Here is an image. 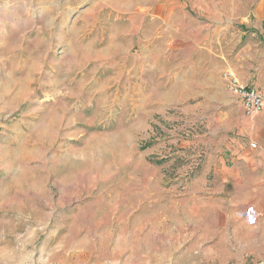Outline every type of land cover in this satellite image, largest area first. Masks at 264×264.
Segmentation results:
<instances>
[{
    "label": "rangeland",
    "instance_id": "obj_1",
    "mask_svg": "<svg viewBox=\"0 0 264 264\" xmlns=\"http://www.w3.org/2000/svg\"><path fill=\"white\" fill-rule=\"evenodd\" d=\"M228 71L264 86V0H0V264H264Z\"/></svg>",
    "mask_w": 264,
    "mask_h": 264
},
{
    "label": "crops",
    "instance_id": "obj_2",
    "mask_svg": "<svg viewBox=\"0 0 264 264\" xmlns=\"http://www.w3.org/2000/svg\"><path fill=\"white\" fill-rule=\"evenodd\" d=\"M241 151H235L232 166L226 162L219 166L216 181L221 183L219 187L226 192L241 194L240 198L235 199L240 205L250 202L256 205L255 210L263 211L264 145H258L256 150L247 147Z\"/></svg>",
    "mask_w": 264,
    "mask_h": 264
},
{
    "label": "built area",
    "instance_id": "obj_3",
    "mask_svg": "<svg viewBox=\"0 0 264 264\" xmlns=\"http://www.w3.org/2000/svg\"><path fill=\"white\" fill-rule=\"evenodd\" d=\"M224 80L231 94L242 103L243 108L248 115H253L264 109V86L257 87L247 85L242 82L240 77L233 71L226 72L224 74ZM251 146L256 148L257 144L252 143ZM247 213L249 217L254 220L253 218L257 212L253 207H250ZM49 264L64 263L54 261Z\"/></svg>",
    "mask_w": 264,
    "mask_h": 264
}]
</instances>
